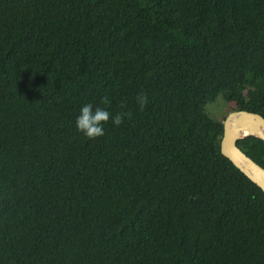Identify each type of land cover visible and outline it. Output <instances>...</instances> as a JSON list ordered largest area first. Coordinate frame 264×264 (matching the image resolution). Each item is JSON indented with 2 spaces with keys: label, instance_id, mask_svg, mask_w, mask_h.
I'll use <instances>...</instances> for the list:
<instances>
[{
  "label": "trees",
  "instance_id": "16d2710c",
  "mask_svg": "<svg viewBox=\"0 0 264 264\" xmlns=\"http://www.w3.org/2000/svg\"><path fill=\"white\" fill-rule=\"evenodd\" d=\"M217 98L264 117V0H0V264H264Z\"/></svg>",
  "mask_w": 264,
  "mask_h": 264
},
{
  "label": "water",
  "instance_id": "95a60500",
  "mask_svg": "<svg viewBox=\"0 0 264 264\" xmlns=\"http://www.w3.org/2000/svg\"><path fill=\"white\" fill-rule=\"evenodd\" d=\"M222 125L220 152L264 194V168L237 146V141L246 136L264 141V117L247 110H232L226 114Z\"/></svg>",
  "mask_w": 264,
  "mask_h": 264
},
{
  "label": "clouds",
  "instance_id": "9594fccd",
  "mask_svg": "<svg viewBox=\"0 0 264 264\" xmlns=\"http://www.w3.org/2000/svg\"><path fill=\"white\" fill-rule=\"evenodd\" d=\"M136 100L139 107L143 109L147 102V95L144 93H138ZM101 104L108 105L110 103L107 96L101 99ZM125 102H121V106H124ZM131 112H117L112 115L107 108L95 106L91 103L83 105L79 110V115L76 118L75 124L78 131L82 132L88 138H96L104 135L103 125L110 119L116 126L121 125L124 122L125 117L131 118Z\"/></svg>",
  "mask_w": 264,
  "mask_h": 264
},
{
  "label": "rangeland",
  "instance_id": "374dc122",
  "mask_svg": "<svg viewBox=\"0 0 264 264\" xmlns=\"http://www.w3.org/2000/svg\"><path fill=\"white\" fill-rule=\"evenodd\" d=\"M231 100L225 101L222 98H217L214 102L206 106V110L213 117L217 119H223L230 111V108L234 106V103Z\"/></svg>",
  "mask_w": 264,
  "mask_h": 264
}]
</instances>
